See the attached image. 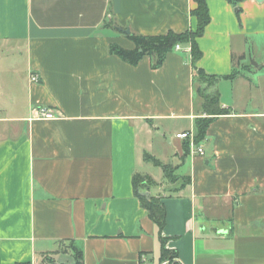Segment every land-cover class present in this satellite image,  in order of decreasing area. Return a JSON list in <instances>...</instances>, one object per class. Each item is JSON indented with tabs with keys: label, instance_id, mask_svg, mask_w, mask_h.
<instances>
[{
	"label": "crops",
	"instance_id": "crops-1",
	"mask_svg": "<svg viewBox=\"0 0 264 264\" xmlns=\"http://www.w3.org/2000/svg\"><path fill=\"white\" fill-rule=\"evenodd\" d=\"M206 4L195 66L222 76L229 113L196 154L175 137L204 116L189 45L157 68L109 52L131 32L195 30L193 0H0V264H73L71 243L82 264H165L162 246L179 264H264V2ZM136 173L164 203L160 233Z\"/></svg>",
	"mask_w": 264,
	"mask_h": 264
},
{
	"label": "trees",
	"instance_id": "trees-1",
	"mask_svg": "<svg viewBox=\"0 0 264 264\" xmlns=\"http://www.w3.org/2000/svg\"><path fill=\"white\" fill-rule=\"evenodd\" d=\"M196 4L195 8L190 11V15L194 16L197 20L195 30H186L182 33H175L168 31L165 34L160 35H139L135 33H128L126 37L133 43V47L130 49L124 48L117 43H111L109 45V52L118 56L121 60L129 65H136L139 60L148 55L152 58V68H157L164 61L166 54L174 49L176 44H188L190 48V59L194 66V84L196 85V92L200 98L201 109L204 114L203 117L195 119L194 125V142H201L206 134V129L213 118L219 115L228 114L229 110L223 108L219 100V92L217 90V82L222 76L212 75L206 73L203 69L196 67V62L201 58V51L197 46L196 38L199 37L204 27L210 21L206 0H193ZM232 5L238 7L240 0H227ZM239 9V8H238ZM240 10V9H239ZM238 10V11H239ZM241 58V57H240ZM236 72L230 75L223 76L233 78ZM184 150H189L188 140L184 143ZM145 160H149L155 165L162 166L165 176L173 181L177 179V176L172 174V170L168 165L161 164L157 159L145 153ZM152 182V179L147 175L136 173L132 177V186L134 194L140 201V205L144 208L148 214V217L152 220L160 233L166 222V211L164 203L160 197L146 196L143 194L146 187ZM162 243H164L162 239ZM72 250L74 263L82 264V251L70 244ZM176 253L169 251L162 246L161 261L165 264H179L175 261ZM51 261V262H50ZM30 264V263H20ZM37 264H55L52 260L43 259Z\"/></svg>",
	"mask_w": 264,
	"mask_h": 264
},
{
	"label": "built area",
	"instance_id": "built-area-1",
	"mask_svg": "<svg viewBox=\"0 0 264 264\" xmlns=\"http://www.w3.org/2000/svg\"><path fill=\"white\" fill-rule=\"evenodd\" d=\"M180 44H176L174 46V50L178 51L180 50ZM31 81H37V76L36 75H31L30 76ZM34 116L35 118L39 119H56L59 117V115L50 107H37L34 110ZM193 132L188 130V131H182L179 133H176L175 137L178 139H185L188 140L189 147L192 149V151L196 154H202L203 153V148L201 145L198 143L194 142V137H193Z\"/></svg>",
	"mask_w": 264,
	"mask_h": 264
},
{
	"label": "rangeland",
	"instance_id": "rangeland-1",
	"mask_svg": "<svg viewBox=\"0 0 264 264\" xmlns=\"http://www.w3.org/2000/svg\"><path fill=\"white\" fill-rule=\"evenodd\" d=\"M252 64V63H251ZM153 143H154V147H157L158 146V143H159V140L157 139V137H155L154 139H153ZM168 151V150H167ZM151 165V164H150ZM153 169H157V168H153ZM170 170H172V168L170 167ZM167 178V177H166ZM169 181H171L170 179H168ZM167 179H166V181H168ZM176 179H173V181H175ZM172 181V182H173ZM49 260V259H48ZM51 262V261H50Z\"/></svg>",
	"mask_w": 264,
	"mask_h": 264
},
{
	"label": "water",
	"instance_id": "water-1",
	"mask_svg": "<svg viewBox=\"0 0 264 264\" xmlns=\"http://www.w3.org/2000/svg\"><path fill=\"white\" fill-rule=\"evenodd\" d=\"M256 2H264V0H255ZM126 33H128V30L126 31ZM255 63H253V65H254ZM143 194L144 195H148V193L147 192H143Z\"/></svg>",
	"mask_w": 264,
	"mask_h": 264
}]
</instances>
